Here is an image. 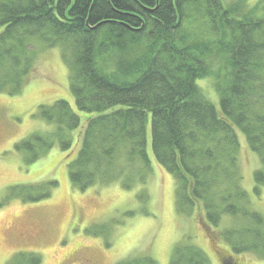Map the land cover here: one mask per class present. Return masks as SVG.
I'll use <instances>...</instances> for the list:
<instances>
[{"label":"trees","instance_id":"16d2710c","mask_svg":"<svg viewBox=\"0 0 264 264\" xmlns=\"http://www.w3.org/2000/svg\"><path fill=\"white\" fill-rule=\"evenodd\" d=\"M244 2L0 0V93L22 92L36 43L59 47L75 104L88 115L69 164L72 185L82 191L117 180L132 186L134 170L145 180L151 144L154 159L177 180L181 214L199 209L209 231L226 215L242 219L244 225L218 233L230 248H216L222 264H241V253L264 259V217L249 208L242 188L237 134L262 164L253 176L258 194L264 186V9L256 14ZM216 66L220 113L198 86ZM38 115L56 131L15 146L29 164L56 144L71 150L68 132L81 124L64 100L40 106ZM42 186L26 200L48 199L57 182ZM31 256L30 264H41ZM120 264L157 262L144 256ZM170 264L211 262L197 247L177 246Z\"/></svg>","mask_w":264,"mask_h":264},{"label":"rangeland","instance_id":"374dc122","mask_svg":"<svg viewBox=\"0 0 264 264\" xmlns=\"http://www.w3.org/2000/svg\"><path fill=\"white\" fill-rule=\"evenodd\" d=\"M244 1L248 11L262 13L264 0ZM39 47L38 43L32 47L36 61L22 92L0 93V264H30L31 255L40 256L41 264H120L144 256L157 264H170L177 246L197 247L211 264H222L216 248L229 252L230 248L218 233L239 226L242 219L226 215L209 231L203 226L204 214L199 209L191 215L181 214L177 209V180L154 159L151 144L148 153L152 168L145 180L134 170L132 186L122 185V180L95 184L84 191L72 185L69 164L78 156L77 140L88 115L78 110L70 92V70L61 48ZM218 73L216 66L213 75L199 80L198 86L220 113ZM60 100L70 103L81 117L80 127L68 132L71 150L63 151L56 144L37 162L27 163L15 146L34 134L50 137L56 131L38 110ZM237 134L242 188L249 196V208L264 217V186L256 194L253 177L262 164L250 151L244 134L240 130ZM54 181L57 186L50 188L48 199L34 203L26 200L37 194L42 184ZM208 233L214 237V244ZM236 259L241 264H264V259L252 253L238 254Z\"/></svg>","mask_w":264,"mask_h":264},{"label":"water","instance_id":"95a60500","mask_svg":"<svg viewBox=\"0 0 264 264\" xmlns=\"http://www.w3.org/2000/svg\"><path fill=\"white\" fill-rule=\"evenodd\" d=\"M227 262H228V260H227Z\"/></svg>","mask_w":264,"mask_h":264},{"label":"flooded vegetation","instance_id":"af4514ba","mask_svg":"<svg viewBox=\"0 0 264 264\" xmlns=\"http://www.w3.org/2000/svg\"><path fill=\"white\" fill-rule=\"evenodd\" d=\"M231 264V263H230Z\"/></svg>","mask_w":264,"mask_h":264}]
</instances>
